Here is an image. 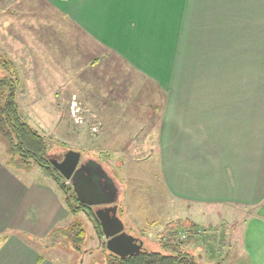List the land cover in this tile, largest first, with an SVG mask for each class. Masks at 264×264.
<instances>
[{"label":"crops","instance_id":"obj_1","mask_svg":"<svg viewBox=\"0 0 264 264\" xmlns=\"http://www.w3.org/2000/svg\"><path fill=\"white\" fill-rule=\"evenodd\" d=\"M48 1L164 92L158 145L170 194L246 209L228 238L241 264H264V0ZM57 193L0 159V264H58L27 238L62 226Z\"/></svg>","mask_w":264,"mask_h":264},{"label":"rangeland","instance_id":"obj_2","mask_svg":"<svg viewBox=\"0 0 264 264\" xmlns=\"http://www.w3.org/2000/svg\"><path fill=\"white\" fill-rule=\"evenodd\" d=\"M69 17L48 0H0V55L15 66L21 117L45 138L49 160L62 161L73 150L81 154L80 163L101 164L119 189L116 205L125 231L142 241L143 249L165 252L159 235L166 225L190 219L204 234L187 250L197 264H241V247L228 234L234 222L248 217L246 209L189 206L172 197L158 145L164 92ZM4 75L0 66V78ZM7 152L0 137V159L28 183L56 186L62 200L64 194L45 168L19 158L11 162ZM74 222L86 232L80 250L57 235L27 238L58 264H108L106 238L89 215L69 212L60 225Z\"/></svg>","mask_w":264,"mask_h":264},{"label":"trees","instance_id":"obj_3","mask_svg":"<svg viewBox=\"0 0 264 264\" xmlns=\"http://www.w3.org/2000/svg\"><path fill=\"white\" fill-rule=\"evenodd\" d=\"M0 66L5 72L0 78V137L8 148L7 153L11 157V162L19 158L22 163H33L45 168L64 194L69 212L73 214L86 212L99 233L103 234L101 223L92 206L81 203L72 184H67L63 175L51 165L45 138L21 117L17 102L20 81L13 62L6 56L0 55ZM6 164L10 166L9 162ZM50 234L66 238L76 250L81 249L86 236L80 222L56 227ZM203 235L202 228L197 223L190 219H178L167 224L159 235V244L165 252L143 249L137 254L119 257L109 251L107 262L108 264H197L187 250L196 246Z\"/></svg>","mask_w":264,"mask_h":264},{"label":"water","instance_id":"obj_4","mask_svg":"<svg viewBox=\"0 0 264 264\" xmlns=\"http://www.w3.org/2000/svg\"><path fill=\"white\" fill-rule=\"evenodd\" d=\"M81 162V154L68 151L62 161L51 160L64 178L72 183L79 201L85 205L98 207L99 219L106 238L107 249L119 257H128L143 250V242L125 231L118 216L119 189L101 164L95 160Z\"/></svg>","mask_w":264,"mask_h":264}]
</instances>
